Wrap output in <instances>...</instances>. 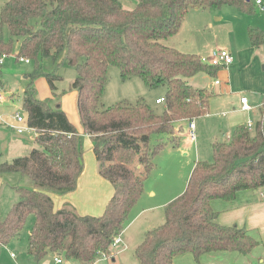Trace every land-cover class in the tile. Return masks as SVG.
<instances>
[{"label":"trees","instance_id":"1","mask_svg":"<svg viewBox=\"0 0 264 264\" xmlns=\"http://www.w3.org/2000/svg\"><path fill=\"white\" fill-rule=\"evenodd\" d=\"M223 6L253 12L246 0H136L132 9L118 0L6 2L0 10V57L10 54L18 41L15 58L34 63L21 106L36 133V147L0 163V175L16 173L32 183L15 188L19 199L0 219V250L32 216L27 253L36 264L48 254L80 264L111 257L113 242L154 168L152 158L160 146L151 148L150 137L166 136L176 147L183 133L176 124L207 115L213 97L207 88H194L188 81L200 73L214 77L219 68L164 42L179 32L189 10ZM247 35L252 48L264 44L260 29L249 28ZM61 55L75 69L70 89L76 92L79 122L92 142L100 176L113 189L100 216L78 215L70 206L56 210L51 198L74 192L84 169L76 128L61 107L53 109L37 99L34 88V80L43 75L42 62L55 63ZM110 67L118 69L122 80L137 77L148 87L165 86L162 113L141 99L101 108ZM43 76L55 96L60 78ZM211 153L210 162H195L184 192L164 207L163 223L145 233L133 253L137 264H174L175 257L187 253L196 262L213 252L248 255L257 246L246 230L220 225L211 202H231L239 192L264 188V116L252 130L237 126L228 140L212 144ZM135 161L142 175L132 168Z\"/></svg>","mask_w":264,"mask_h":264},{"label":"rangeland","instance_id":"2","mask_svg":"<svg viewBox=\"0 0 264 264\" xmlns=\"http://www.w3.org/2000/svg\"><path fill=\"white\" fill-rule=\"evenodd\" d=\"M8 0H0V10ZM126 9L135 7L136 0H118ZM253 6L252 13H240L236 9L228 6H223L219 9H200L198 12L191 10L185 16L181 27L184 30L178 38V44L182 46L180 50L200 52L201 55H207L211 50H228L233 56V65L221 69L218 78L225 81V85L229 87V91L244 95L248 101V105L252 108L257 102H262L264 98V54H260L250 48L247 36L248 28H255L259 24L264 27V12L254 6L256 0H249ZM264 3V0H262ZM188 23V27L187 24ZM180 27V28H181ZM260 29L263 34L264 30ZM3 36L7 37L6 29L3 30ZM18 41L13 44L11 53L8 54L2 66H0V89L5 97V103L13 101L10 107L6 105L0 106V112L4 115V119L11 120V114L17 111L23 118L26 117L22 110L21 98L23 90L28 82L26 76L34 71V63L29 64L19 62L15 56L17 52ZM236 61V62H235ZM42 74L52 73L60 78V81L55 83V96L52 95L44 76L34 80V88L36 97L42 101H48V105L55 109L61 107L64 103L67 105H75L67 102L64 96L74 94L70 89V84L76 78L75 69L69 66L61 55L54 63L50 60L43 61L41 64ZM198 84L202 85L203 81L198 78ZM165 86L148 87L137 77H131L127 80H122L119 71L115 67H110L108 70V81L105 87L103 97L101 99V108H109L117 103L135 104L137 100H143L150 108L160 114L163 111L164 105L155 104L156 98H164L166 94ZM258 98L260 99L259 101ZM249 120L255 125L260 120V111L253 109L250 112ZM255 122V123H254ZM200 125L199 132L195 131V123L192 135L185 137L175 147L172 146L163 135H153L150 137V147H159V151L153 156V170L145 181L143 200L151 202L149 205L156 206L148 210L137 224L136 233L134 228L127 230L128 237H132V241L128 244L120 243L114 246L115 264H137L133 253L137 245H139L146 232L154 229L163 223V209L179 197L185 190L187 181L193 170V166L197 161H211L212 153L210 149L211 138L214 134L222 132L224 135L217 136L215 142H220V138L231 136L234 129H228L222 122L216 119L208 120L207 118H198L197 122ZM218 126H222L219 128ZM76 130H80L78 125L74 126ZM81 127V126H80ZM78 132V131H77ZM0 126V163L10 162L15 157H22L28 154V151L35 148L33 140L36 136L35 131L29 130L21 136L25 144L14 146L15 140L11 146L4 147L7 140L14 137L15 133ZM82 159L87 158L90 152V142L86 134L79 133ZM15 138V137H14ZM186 155V156H185ZM85 163V160H83ZM132 168L136 174L142 175V169L133 164ZM24 179L16 173H6L0 175V219L5 218L8 211L14 203L19 199L16 192V187L22 185ZM30 188V187H28ZM181 192V193H180ZM144 193V192H143ZM150 193V198H148ZM177 196V194H179ZM264 194V188L258 190V194ZM155 195V196H154ZM177 196L176 198H174ZM237 196V195H236ZM174 198V199H173ZM173 199V200H172ZM138 205H134L129 213L131 215L141 209L142 201ZM171 200V201H170ZM220 201V200H214ZM165 205H161V204ZM226 205H231L229 202H218L216 211L220 215H224L227 209ZM158 205V206H157ZM129 219L127 224L129 223ZM243 221L241 225H244ZM33 223V217L29 216L20 232L19 236L12 240L8 245L0 250V264H36L27 253V240L30 227ZM228 225V226H233ZM237 226V225H235ZM246 230L244 227H239ZM254 240L257 246L246 256L238 255L233 252L224 262L216 260V254H211L208 257L200 259L196 262L194 257L187 253L175 257L174 264H264V234L258 235L255 233ZM50 255L46 256L38 264H54L50 259ZM48 261V262H47ZM102 261V260H101ZM100 264H113L111 261L101 262Z\"/></svg>","mask_w":264,"mask_h":264},{"label":"crops","instance_id":"3","mask_svg":"<svg viewBox=\"0 0 264 264\" xmlns=\"http://www.w3.org/2000/svg\"><path fill=\"white\" fill-rule=\"evenodd\" d=\"M191 10H194V12H198V10L200 9L195 8ZM183 25L180 28L179 32L175 36L168 38L164 42V44L182 53L194 54V55H197L198 57H209L210 53L214 51V49L209 51L207 55H201L200 52H196V50L194 51L180 50L182 46L178 44L177 40L185 28L183 27ZM186 25L188 27V23ZM257 25L258 26L255 28L257 29L262 28L264 30L263 26H260L259 24ZM248 29H247V34H248ZM249 46H250V43H249ZM250 48L254 51L259 52L262 55L264 54V44L260 48H252L251 46ZM233 63L231 64V66L233 65ZM221 69H225V68H220L219 70ZM219 70L217 71L214 77H211L205 73H200L188 81L189 84L193 86L194 88H207L213 94V97L209 100V112L207 115L202 116V118L203 117L207 118L209 121L212 119H216L222 122L225 127H228V129H235L239 125H246L247 120H249L250 118L249 117L250 112L253 109V111L254 110L260 111V120H261V118L264 116V106H263L264 98L262 102H257L256 105H254L248 112L241 111L240 110V107H241L240 98L244 97V95H237V94L230 92L229 87L225 85V81L221 78H218L219 75L223 76V74H220ZM198 78H200L203 81L202 85L198 84V81H197ZM215 81H219L220 83L218 85H215ZM64 99L67 102L74 103L75 105L68 106L67 105L68 103L63 102V104L61 105V109L66 113L69 121L74 126L78 125L80 129V130H77L78 133L82 132L84 134L82 127H80L81 125L79 122V116H78L77 108H76V92L74 91V94H70L69 96L68 95L64 96ZM157 99L158 98H156V100ZM259 100L260 99L258 98L257 101ZM11 102L13 101L12 100L8 101V103H5L4 105H6V107H10ZM197 120L198 118L194 119L192 122L183 121V122H180L179 124H176V126H179L182 128L183 133L181 134V141L183 138L189 137L190 134H192L193 132L194 127L191 129L189 127V124L193 123L194 125L195 123V131H197V133L199 132L200 125L199 123H196ZM218 127L221 128L222 126H218ZM14 135H15L14 136L15 138L12 136V138L7 140L4 144V147H6L7 145L11 146L13 144L11 141L15 139L17 143H14L13 144L14 146L25 144L26 141L23 142L22 140L24 139L22 137L17 138V134H14ZM219 135L223 137L224 134L222 132H218V134H214L212 136L211 138L212 140L210 143V149L212 147V144L215 143V141H218L216 140V138ZM229 135L225 137L226 140L229 139ZM87 138L90 142L89 144H90L91 153L87 156V158L83 159L85 160L84 169L78 180L76 190L72 193H68L62 196L51 195V198L53 200L54 208L56 210L62 209L65 206H70L71 208L75 210V212L78 215L100 216L103 213L107 202L109 201V199L111 198L113 194V189L110 183L106 179L100 176L99 165L97 161L95 160V157L92 152V142L89 136H87ZM220 139H222L220 140V142H224L223 141L224 138H220ZM22 185H25L26 187H31L32 183L29 180L24 179ZM180 193L177 194V196L180 195ZM144 195H146L145 191L143 195L141 196V198L138 200L136 205H138L139 202L143 200ZM177 196H175L174 198H176ZM148 198H150V193H148ZM220 201L211 202L212 209L218 213L217 222L220 225L228 226V225L235 224L239 227H244L247 233L253 239H254L253 236H255V233H257L258 235L264 234V194L263 193H260V196H259L258 191L239 192L235 200L229 202V203H232L231 205L225 204V206H227L229 209L226 210L227 213H225L224 215H220V212L215 210V208L219 206L218 202ZM222 202H225V201H222ZM150 203L151 202L149 201L147 202L146 200H143L142 201L143 205H141L142 206L141 209L131 215V218L129 219V223L125 226V229L120 235V239H121L120 243L122 242L124 244L125 243L128 244L132 241V237H128L127 235V230L134 228L135 233H136L138 229V227L136 226L140 222V219L142 218V216L148 210L153 209V207H156V206L149 205ZM165 204L163 203L161 205H165ZM243 221H246V222L244 225H241ZM214 253L216 254V257H215L216 260H222L224 262L225 260L229 258V255L232 254L233 252H213V253L203 255L200 259L202 260V258L208 257ZM237 254L240 255L239 253ZM49 255L51 256L50 259L54 262V264H80L79 262L75 260H66L63 257L60 258L62 261L60 263H57L55 262V258H57V256H54L51 254H48L47 256ZM242 256H246V255H242ZM115 257H116L115 252L112 250L110 258L101 257L95 262V264H100L101 262H105V260L106 261L110 260L111 263L115 264L116 263ZM133 257H134V254H133ZM200 259H199V262H200Z\"/></svg>","mask_w":264,"mask_h":264},{"label":"built area","instance_id":"4","mask_svg":"<svg viewBox=\"0 0 264 264\" xmlns=\"http://www.w3.org/2000/svg\"><path fill=\"white\" fill-rule=\"evenodd\" d=\"M255 6L262 12H264V3L262 0H256ZM8 54H2L0 57V66H2L4 60L7 58ZM20 62L28 64L29 61L26 59H20ZM200 62L220 68H226L230 66L233 63V56L228 50H214L210 53L209 57H200ZM220 82L215 81V85H218ZM5 97L0 89V106L5 104ZM164 99L160 98L155 101V104H163ZM240 110L243 112H248L251 107L248 105V101L245 97L240 98ZM264 106V103H263ZM11 120L7 121L4 118V115L0 112V126L5 127L6 129H9L13 131L17 135H22L24 132H27L29 130H33L29 128L26 122V118H23L17 111L11 114ZM189 127L192 129L194 127L193 123L189 124ZM246 127L249 130H252L253 124L251 122L246 123ZM34 131V130H33ZM192 135V134H190ZM121 239L120 237L115 238L113 242V246H117L120 243ZM62 260L60 257L55 258V262L60 263Z\"/></svg>","mask_w":264,"mask_h":264},{"label":"water","instance_id":"5","mask_svg":"<svg viewBox=\"0 0 264 264\" xmlns=\"http://www.w3.org/2000/svg\"><path fill=\"white\" fill-rule=\"evenodd\" d=\"M246 1H249V0H246Z\"/></svg>","mask_w":264,"mask_h":264}]
</instances>
